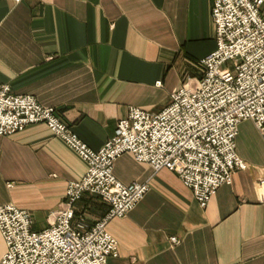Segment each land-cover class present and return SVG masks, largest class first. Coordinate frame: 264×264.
<instances>
[{
  "label": "crops",
  "instance_id": "1",
  "mask_svg": "<svg viewBox=\"0 0 264 264\" xmlns=\"http://www.w3.org/2000/svg\"><path fill=\"white\" fill-rule=\"evenodd\" d=\"M212 0H0V85L54 106L73 134L95 150L130 106L157 112L198 61L216 47ZM160 81V84H156ZM193 82V81H192ZM237 155L248 168L197 203L177 174L124 152L112 173L148 191L106 229L118 254L104 264H264V131L242 120ZM87 163L44 123L0 137V205L27 209L32 230L49 225L69 180ZM72 223L89 229L108 210L97 194L74 204ZM175 237L176 243L170 238ZM5 243L0 235V257Z\"/></svg>",
  "mask_w": 264,
  "mask_h": 264
},
{
  "label": "built area",
  "instance_id": "2",
  "mask_svg": "<svg viewBox=\"0 0 264 264\" xmlns=\"http://www.w3.org/2000/svg\"><path fill=\"white\" fill-rule=\"evenodd\" d=\"M210 13L216 47L198 61L201 76L181 84L160 111L130 106L99 149L73 134L54 106L0 85V137L44 123L87 163L81 179L67 182L63 203L50 212L42 230H32L27 209L0 205L5 243L0 264H104L116 257L117 239L106 226L124 217L148 191L146 181L124 184L113 175V161L124 152L153 171H173L203 207L215 189L248 168L237 155L235 136L245 119L264 131V0H212ZM256 186L263 201L264 177ZM84 193L97 194L108 206L89 229L71 221Z\"/></svg>",
  "mask_w": 264,
  "mask_h": 264
}]
</instances>
